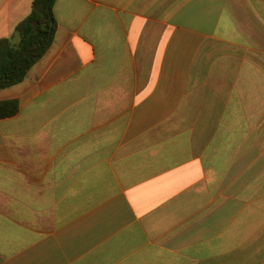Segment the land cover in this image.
<instances>
[{
	"label": "crops",
	"instance_id": "0c3cea01",
	"mask_svg": "<svg viewBox=\"0 0 264 264\" xmlns=\"http://www.w3.org/2000/svg\"><path fill=\"white\" fill-rule=\"evenodd\" d=\"M34 0H0V39ZM0 90V264H264V0H57Z\"/></svg>",
	"mask_w": 264,
	"mask_h": 264
},
{
	"label": "trees",
	"instance_id": "16d2710c",
	"mask_svg": "<svg viewBox=\"0 0 264 264\" xmlns=\"http://www.w3.org/2000/svg\"><path fill=\"white\" fill-rule=\"evenodd\" d=\"M57 0H34L29 16L11 37L0 39V90L23 82L48 53L58 31ZM18 99L0 100V120L16 116Z\"/></svg>",
	"mask_w": 264,
	"mask_h": 264
}]
</instances>
